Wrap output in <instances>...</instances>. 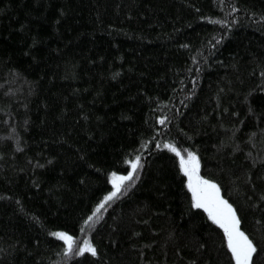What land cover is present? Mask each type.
I'll list each match as a JSON object with an SVG mask.
<instances>
[{
  "label": "trees",
  "instance_id": "1",
  "mask_svg": "<svg viewBox=\"0 0 264 264\" xmlns=\"http://www.w3.org/2000/svg\"><path fill=\"white\" fill-rule=\"evenodd\" d=\"M165 142L264 264V0H0V264H229Z\"/></svg>",
  "mask_w": 264,
  "mask_h": 264
},
{
  "label": "snow or ice",
  "instance_id": "2",
  "mask_svg": "<svg viewBox=\"0 0 264 264\" xmlns=\"http://www.w3.org/2000/svg\"><path fill=\"white\" fill-rule=\"evenodd\" d=\"M159 119L163 123L164 118L161 117ZM159 146L157 145V147ZM164 146L178 157L179 170L187 177L185 183L191 193L192 207L203 209L207 213L208 218L223 230L227 249L231 253L229 264H232L233 261L234 264H254L253 253L257 252V245L241 229V219L237 214V209L220 194L219 185L214 180L200 175V161L197 154L191 150H185L186 154H182L180 149L168 142H165ZM128 163L131 164L132 169H135L139 165V156L135 160L128 161ZM133 175L134 172L131 170L126 175L116 171L109 173L108 178L112 185L111 190L103 195L99 203L95 205L93 213L84 220V223L88 224L95 216L96 210L101 209L107 201L114 198L120 192L124 181L130 180ZM260 199L264 201V194H261ZM52 235L59 237L63 241V251L65 253L72 252L76 256H80L88 252L93 256L97 255V248L87 236L83 237L82 244L76 245L75 238L68 231H54Z\"/></svg>",
  "mask_w": 264,
  "mask_h": 264
},
{
  "label": "rangeland",
  "instance_id": "3",
  "mask_svg": "<svg viewBox=\"0 0 264 264\" xmlns=\"http://www.w3.org/2000/svg\"><path fill=\"white\" fill-rule=\"evenodd\" d=\"M127 174V173H126ZM126 174H122V175H126ZM186 180H187V177H186ZM112 186V185H111ZM59 238V237H58Z\"/></svg>",
  "mask_w": 264,
  "mask_h": 264
},
{
  "label": "bare ground",
  "instance_id": "4",
  "mask_svg": "<svg viewBox=\"0 0 264 264\" xmlns=\"http://www.w3.org/2000/svg\"><path fill=\"white\" fill-rule=\"evenodd\" d=\"M108 182H109V181H108ZM108 182H107V183H108Z\"/></svg>",
  "mask_w": 264,
  "mask_h": 264
}]
</instances>
